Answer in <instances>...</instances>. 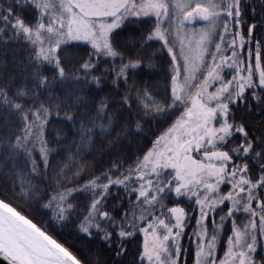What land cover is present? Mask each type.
<instances>
[{
    "label": "snow or ice",
    "instance_id": "obj_1",
    "mask_svg": "<svg viewBox=\"0 0 264 264\" xmlns=\"http://www.w3.org/2000/svg\"><path fill=\"white\" fill-rule=\"evenodd\" d=\"M0 264H264V0H0Z\"/></svg>",
    "mask_w": 264,
    "mask_h": 264
},
{
    "label": "trees",
    "instance_id": "obj_2",
    "mask_svg": "<svg viewBox=\"0 0 264 264\" xmlns=\"http://www.w3.org/2000/svg\"><path fill=\"white\" fill-rule=\"evenodd\" d=\"M88 45L84 42H79V50L83 51L86 49ZM8 71H15L11 62L9 63ZM58 239L65 243L66 246H69L72 249H77L80 246V242L76 239L75 234L69 231L68 229L63 230L58 233Z\"/></svg>",
    "mask_w": 264,
    "mask_h": 264
},
{
    "label": "rangeland",
    "instance_id": "obj_3",
    "mask_svg": "<svg viewBox=\"0 0 264 264\" xmlns=\"http://www.w3.org/2000/svg\"><path fill=\"white\" fill-rule=\"evenodd\" d=\"M197 26V25H196ZM200 25H198L197 27H199Z\"/></svg>",
    "mask_w": 264,
    "mask_h": 264
},
{
    "label": "flooded vegetation",
    "instance_id": "obj_4",
    "mask_svg": "<svg viewBox=\"0 0 264 264\" xmlns=\"http://www.w3.org/2000/svg\"><path fill=\"white\" fill-rule=\"evenodd\" d=\"M199 24H197V26H198ZM194 223V222H193Z\"/></svg>",
    "mask_w": 264,
    "mask_h": 264
}]
</instances>
